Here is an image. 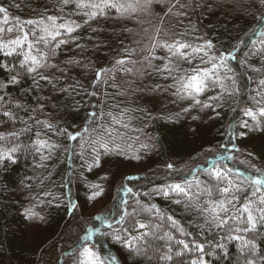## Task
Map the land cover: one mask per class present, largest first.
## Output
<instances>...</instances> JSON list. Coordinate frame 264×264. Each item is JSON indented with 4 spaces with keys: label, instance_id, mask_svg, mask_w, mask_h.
Masks as SVG:
<instances>
[{
    "label": "trees",
    "instance_id": "1",
    "mask_svg": "<svg viewBox=\"0 0 264 264\" xmlns=\"http://www.w3.org/2000/svg\"><path fill=\"white\" fill-rule=\"evenodd\" d=\"M79 2L0 0V264H80L84 247L105 264H264V3ZM49 17L75 31L51 40ZM213 64L204 92L178 91Z\"/></svg>",
    "mask_w": 264,
    "mask_h": 264
},
{
    "label": "snow or ice",
    "instance_id": "2",
    "mask_svg": "<svg viewBox=\"0 0 264 264\" xmlns=\"http://www.w3.org/2000/svg\"><path fill=\"white\" fill-rule=\"evenodd\" d=\"M65 3H68V0H64ZM148 2L150 3L151 0H148ZM262 3H264V0H261ZM79 8H90V9H98L100 14L103 13L104 9L107 8H115L117 12H121V11H128L130 8H132V10L134 11L135 9L133 8V6L131 4L129 5H124V4H119L116 3L115 0H101L100 3H85L83 2V0H81V2L77 3L76 5ZM6 10L3 8H0V13L5 12ZM97 12L96 11H92L89 15V19H95L97 16ZM50 21H52V27L51 29H49L47 26L45 27L44 31L47 33V36L50 37L51 40H55L57 38V36L60 35V32L58 29H64L66 33L71 34L73 31H75V28L73 26L70 25H66V24H60V25H56L55 23V19L53 17H49L48 18ZM4 22H7V17L5 16L4 18ZM28 23H32L31 21H29ZM4 31V29L0 28V32ZM9 32L12 31L11 28L8 29ZM41 40H44L45 43H48V40L45 39V37H41ZM27 40V35L25 34L23 36V38H17L15 40L10 41L11 44L20 46L21 44L24 43V41ZM60 43H63V41H60ZM2 47H7V45H2ZM29 48L32 47V44L28 45ZM166 47L168 48V50L171 52L173 49H175V52H173V55L180 53L181 49H184L186 47H189L188 45L182 44V43H177V44H173V45H166ZM206 47H211V45H206ZM194 51H199V49H195ZM6 54H10V53H6ZM40 59H43V56H41ZM40 59H37V57L35 56H29L28 54H25V62H28L29 60L31 61V65H33L34 67H29L28 71L29 72H33L36 70V68L40 67ZM220 62H221V66L226 67V65L224 64V57L220 58ZM117 63L122 64L123 61H117ZM217 69V65L213 64V67L211 69H208L206 71H197L195 74L191 75L190 77L187 78L186 81L182 82V88L178 89V91H183L185 95L187 96H198L200 95L202 92L205 91L206 87H207V82L211 79V76L213 73L216 72ZM163 71H169L171 72V68H169L167 65H165L164 69H162ZM99 76V73L97 74ZM43 78V77H42ZM13 81H15V78H13ZM260 83L262 85H264V80L260 81ZM198 102V101H197ZM204 107H210V105H204ZM5 115H8V113H5ZM245 115L250 117L253 121L257 120V115L256 113H254L251 110H246L245 111ZM259 116L264 117V108H261L259 110ZM243 127H247L248 125L245 123L242 125ZM2 138V137H0ZM69 139H76L75 135H69ZM46 145L44 143H40V147H45ZM102 147L105 148V150H107V146L106 145H102ZM14 151V149H13ZM4 156H0V159H3ZM8 159H11V157H7ZM43 158V157H42ZM96 163L98 164V161H96ZM91 167V166H90ZM169 167H171V165H169ZM212 175L214 178L220 180V179H224L226 177H224L221 173V171L219 170H214L212 172ZM232 182L229 181V184H231ZM252 184L255 185H260V184H264V180H260V179H252L251 180ZM93 187H98V186H93ZM170 189L172 190H177L179 192H184V189L179 185H172L169 186ZM128 191H131L130 189ZM221 192L223 193H228L229 192V188L225 187L221 189ZM100 193L96 192L93 194L92 197H90V199L95 198V196H98ZM185 195H187V193H184ZM165 195H167V191H165ZM261 203H264V198H262ZM73 207H75V205H73ZM219 208L223 211H226V209H224L223 207V203H221L219 205ZM211 211L216 212V208H212ZM245 212H248V221L249 223L252 224V227H255V223L254 218L251 214V212L249 211L248 207L245 206L244 208ZM26 215L27 216H32L35 215V213H33L31 210H26ZM99 219V218H97ZM120 222V221H118ZM101 223H104V221H101ZM108 227H111V225H107ZM141 228L145 227V225H140ZM86 239H91V232H89V235L86 237ZM182 243V242H181ZM185 247H187V245H185ZM200 251H203V248H200ZM81 257L82 259L80 260V264H105V260L102 259L96 252H94L92 249L88 248V247H84L82 252H81ZM109 264H111V261L113 260V258L109 257Z\"/></svg>",
    "mask_w": 264,
    "mask_h": 264
}]
</instances>
